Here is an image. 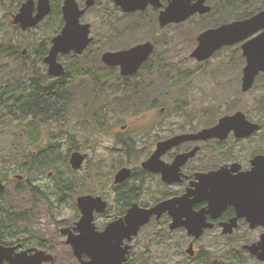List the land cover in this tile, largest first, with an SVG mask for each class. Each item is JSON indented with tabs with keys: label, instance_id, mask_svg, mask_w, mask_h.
Returning a JSON list of instances; mask_svg holds the SVG:
<instances>
[{
	"label": "flooded vegetation",
	"instance_id": "af4514ba",
	"mask_svg": "<svg viewBox=\"0 0 264 264\" xmlns=\"http://www.w3.org/2000/svg\"><path fill=\"white\" fill-rule=\"evenodd\" d=\"M24 1L16 9L10 10L9 22L22 34H30L44 25L45 34H41L42 39L38 41L29 35L26 43L33 44V47L36 44L31 52L33 55L29 53V47L21 48L19 44L18 56L9 57L15 64L20 62L27 69L25 83L30 91L24 94L23 110L28 111L27 104L34 93L29 82L32 75L54 83L67 75L68 65L80 59V66L85 64L91 71L95 70L89 73V78L101 79L100 88L105 101L103 105L82 104L86 131H100L110 135L118 145L116 156L119 161L108 165L109 175L106 171H101L100 174L89 171L84 180L77 181L73 174L83 167L89 154L75 146L70 148L65 157L69 174L49 169L54 165V160L50 156L36 154L35 151L33 154L39 155L42 163L49 162L51 165L45 169L32 167V170L15 174H11L13 171L10 169H0V179L5 185L0 194V221L6 224L3 227L5 231L0 234V245L14 248L11 256L24 251L32 255L36 252L34 249H39L55 258L47 238L44 240L35 235L31 237L22 226L37 222L38 204L54 208L58 202L68 199V195L74 200L72 208L76 220L61 225L58 231L65 238L78 264L80 261L75 256L72 245L67 243L69 234L62 229L68 227L74 234L80 233L76 222L82 217L79 206L81 196L99 197L98 205L101 202L107 203L104 211L94 209L93 222L100 231L110 222L125 218L131 209H151L163 202L168 204L160 215L155 213L151 216L149 222L140 228L138 235L131 240L124 239V245L131 246L129 262L134 242L143 229L151 225L187 234L189 243L184 250L188 254L187 249L193 243L194 255H188L191 260L205 256L198 243L204 235L213 231L232 237L244 227L242 236L250 242L245 244L264 241V107L260 106L261 114L254 118L246 108L238 104H215L207 107L193 105L188 93L181 90L185 82H194L195 77L199 76L194 70L207 73L203 68L224 52L231 55L226 58V62L222 60L220 65L223 68L217 73V78L218 75H232L229 76L230 84L233 89L236 88V95L251 94L264 82V69H256L252 85L244 89L249 63L256 60L264 62V21L260 27H247L241 33L244 34L241 39H236L235 29L223 41L224 45L206 58L199 59L192 55L200 45L199 36L203 32L236 21L253 19L264 11V0H204V6L209 9L195 12L180 21H169L164 15L172 0H77L80 9H85L80 16V23L88 25L87 38L91 40L81 53L74 49L59 53L57 60L65 69L61 75L50 73V65L45 58L54 44L53 39L62 34L66 24L63 12L65 0H50L49 14L36 25L27 28L14 24L12 17L20 10ZM35 1L34 14L37 13L38 4V0ZM192 1L196 3L198 0ZM88 2H92L91 5L88 6ZM70 35L72 36L71 33ZM259 38L263 40L258 41ZM185 43L194 44L189 54L196 65L194 70L190 67L182 68L173 61V50L176 48L174 44ZM131 49H137L132 60L140 63L136 71L122 64L109 65L103 60L106 52ZM41 71H46V74L40 75ZM70 93L75 99V91ZM172 99L175 102L173 105L168 103ZM39 100L40 95H35V103H39ZM121 101L126 102L124 104ZM77 105L68 107L61 119L48 117L47 120H40L34 116H26L24 121L30 120L36 128L39 127L37 121H40L44 125H56L59 129L60 123L68 121L67 114ZM238 113L240 116L236 118H227ZM126 114L131 116L122 121V115ZM214 127V135L205 136L204 131ZM68 137L72 146L75 145L74 141L79 140L75 133ZM74 152L85 155L82 166L78 169L71 164ZM122 169H127L128 173L117 182V174ZM43 173L49 176L50 182L45 183L41 176ZM9 175L14 178L9 179ZM107 175L105 184H102L100 179ZM62 180L70 186H60L59 182ZM13 182L14 192H26L31 202L20 211L16 210L10 192ZM12 211L19 216L31 214L32 217L27 224L20 225L21 234L18 237H14L11 226H7ZM108 212H111L110 218L97 224ZM174 221L181 224L180 227L172 229L170 226ZM188 221L204 226L200 237L189 234L185 226ZM230 222H237V226L233 232H225L224 225ZM206 226L210 227L205 228ZM242 248L253 258L264 262V259H260L249 249ZM83 258L89 259L90 255L84 253ZM8 261L5 260L6 263ZM50 264H56V260Z\"/></svg>",
	"mask_w": 264,
	"mask_h": 264
},
{
	"label": "rangeland",
	"instance_id": "374dc122",
	"mask_svg": "<svg viewBox=\"0 0 264 264\" xmlns=\"http://www.w3.org/2000/svg\"><path fill=\"white\" fill-rule=\"evenodd\" d=\"M15 5L12 0L0 2V43L10 40L20 44L21 48L29 47V53H31L36 44L33 47V44L26 43L29 40V35H32L37 41L41 40V34H45L43 31L44 25L41 29L37 28L30 34L17 32L9 22V12L14 10ZM19 5L20 3L16 5L15 9ZM174 45L176 48L173 50V61H176L182 68L190 67L193 69L196 65L189 54L194 44ZM230 55L229 52H224L215 61H212L209 66H205L203 69L207 70V73L193 69L199 76L195 77L194 82H185L181 90H185L188 93L193 105L207 107L215 104H238V106L246 108L254 118H257L262 111L260 106L264 107V82H261L251 94L243 95L239 93L236 95L234 93L236 88L233 89V85L230 84L231 79L229 76L232 75H218L217 78V73L221 72L223 68V65H220L222 60L226 62V58ZM20 65V62L15 64L9 57L1 53L0 91L4 86H1V84H4L9 79L8 74ZM35 73L32 72V74ZM39 74L45 75L46 71H41ZM14 85L19 87L18 83ZM168 103L173 105L175 103L174 99ZM82 104V102H79L67 114L68 121L63 124L60 123L59 129H57L56 125H44L40 121H37L39 127L36 128L30 120L29 122L21 119L11 121L9 117L3 116L5 123L0 122V169L11 170L20 168L17 160L22 157L23 153L28 154L35 151L36 154L50 156L54 160V165L49 167V169L69 174V167L65 157L69 154L70 148L79 146V150L87 152L89 157L83 167L73 174L77 181L84 180L89 171L93 174H100L101 171H106L109 175L110 168L108 165L119 161V157L116 156L118 145L105 132L86 131ZM1 111L8 110L1 108ZM129 116L131 115H122V121ZM72 133H75L76 138L79 139L74 141V146H72L68 137ZM11 174L15 173L11 172ZM108 175L100 179L102 184H105ZM41 176L45 183L50 182L46 173ZM8 177L9 179L14 178L13 175ZM15 182L20 184L17 181ZM15 182L10 186V192L13 196V204L16 210L20 211L31 204V202L26 192H23V194L14 192ZM70 196L68 195V199L64 202H58L54 208H46L44 205L38 204L39 215L37 222L22 226L31 237L35 235L44 240L47 238L46 241L52 248L51 252L55 255L56 264H78L72 256L65 238L58 231L61 225H66L76 220L74 219L75 215L72 208L74 200ZM110 214L111 212H108L105 217L97 221V224L107 221L110 218ZM158 230L160 231L158 232ZM244 230L245 228L242 227L232 237L222 236L218 231L207 233L199 240L198 246L211 262L264 264V262L253 258L242 248L245 243H250L248 240H244L242 236ZM151 238L153 239L151 240ZM188 243L187 234L185 233L169 231L168 228H156L154 225L147 226L134 242L131 264H200L201 259H189L188 254L184 250V248L188 247Z\"/></svg>",
	"mask_w": 264,
	"mask_h": 264
},
{
	"label": "water",
	"instance_id": "95a60500",
	"mask_svg": "<svg viewBox=\"0 0 264 264\" xmlns=\"http://www.w3.org/2000/svg\"><path fill=\"white\" fill-rule=\"evenodd\" d=\"M89 1V0H88ZM35 0H25L20 10L15 13L13 17V23L21 25L23 28L34 26L39 23L51 10L50 0H38L37 13L34 14ZM92 2L87 3L91 5ZM209 7L204 6V0H198L193 3L192 0H172L168 10L164 13L169 21H180L190 16L191 14L204 11ZM64 18L66 24L63 28L61 35L53 39V45L51 47L49 55L45 58V61L49 63V71L51 74L61 75L65 69L62 63L58 62L57 57L60 52L70 51L74 49L77 53H81L87 46L91 38H87L89 34V28L87 24L80 23V16L85 12V9H80L77 0H65L63 6ZM264 21V11L257 14L251 20L236 21L235 23L223 25L217 29H209L203 32L199 36L200 45L195 48L193 56L199 59L210 56L217 48L221 47L223 41H226L227 36L232 31L237 30V38H243L247 27H260ZM72 34V36L70 35ZM259 38L258 41H262ZM264 41V40H263ZM250 44V43H249ZM255 44V43H252ZM137 49H131L128 51L118 52H106L103 55V60L109 65L122 64L132 68L136 71L140 65L139 62L132 61L135 58V52ZM263 68V61H252L249 63L246 69V77L244 80V89L252 85L254 80V73L256 69ZM252 69V75H251ZM240 116V113L234 117ZM214 128L206 129L205 136L214 135ZM85 159V155L80 152H74L71 157V164L75 169L82 166ZM128 173L127 169H122L117 174L116 181H121ZM5 189V185L0 179V194ZM100 198L81 196L79 198V206L82 211V217L76 222V228L80 230L79 234H74L73 231L65 227L62 229L64 233H68L67 243L71 244L74 250L75 256L80 261V264H130L129 262V249L130 245H124V239L131 240L133 236L138 235L140 228L149 222L151 216L155 213L160 215L166 210L168 204L163 202L151 209L137 208L131 209L125 218H120L110 222L106 228L102 231L96 229L94 220V209L98 211H104L107 203L101 202L100 205L97 202ZM181 224L175 221L171 224V228L180 227ZM185 226L188 228L190 235L200 237L204 231V226L200 223H194L191 221L186 222ZM237 226V222H230L224 225L225 232H233L234 227ZM210 227L206 226L205 228ZM245 249H249L253 254H256L260 259H264V241L253 244H245ZM36 252L32 255H28V251L19 253L16 256H11V251H14L12 247H4L0 245V264H43L44 262L54 263L55 258L52 254L46 253L44 250L34 249ZM32 251V250H30ZM187 252L190 256L194 255L193 243L190 244ZM90 255L89 259H84L83 254ZM9 260L7 263L5 260Z\"/></svg>",
	"mask_w": 264,
	"mask_h": 264
},
{
	"label": "trees",
	"instance_id": "16d2710c",
	"mask_svg": "<svg viewBox=\"0 0 264 264\" xmlns=\"http://www.w3.org/2000/svg\"><path fill=\"white\" fill-rule=\"evenodd\" d=\"M5 0H0L3 2ZM16 5L21 3L23 0H12ZM15 5V7H16ZM14 7V8H15ZM18 45L12 41H5L0 43V56L1 53L7 57L18 56ZM81 56H77L80 58ZM80 59H76L72 65L67 67V75L61 77L54 83H49L44 79L37 77L30 78V85L33 90V95L28 101V111L23 110L24 94L27 91L25 78L27 77V69L20 65L14 71L8 74L9 79L5 83L1 84L2 90L0 91V110L5 108L8 111L0 112V122H4L3 116L9 117L11 121L21 119L24 121L26 116H34L35 119L47 120L48 117L51 119H61L65 116L68 111V107L73 104L82 102L83 104L88 103L92 105H103L105 101L102 99L103 95L100 88V78H89V73L95 72L90 70L87 65H79ZM69 75H72L71 77ZM16 87L14 84H17ZM6 84V85H5ZM70 91H75L77 101L72 98ZM35 95H40L39 103H35ZM114 97V96H113ZM102 99V103H101ZM114 99V98H113ZM110 101V103H112ZM126 101H121L125 104ZM101 103V104H99ZM133 103V101H130ZM23 153L22 157L18 159L20 168L11 169L13 173H23L27 170H32V167L45 169L51 165L49 162L42 163L39 155H30ZM62 187H69L65 180L59 182ZM31 214L19 216L12 211V216L7 220V226H11V232L14 237H18L21 234L22 224H27L28 221L32 220ZM5 222L0 221V234L5 231ZM204 255V254H203ZM207 256V255H206ZM200 264H235L232 262H211L207 257L201 258Z\"/></svg>",
	"mask_w": 264,
	"mask_h": 264
}]
</instances>
